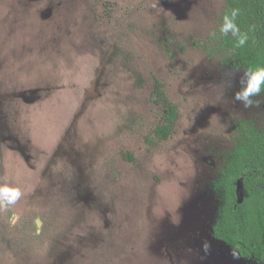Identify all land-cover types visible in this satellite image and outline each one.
I'll use <instances>...</instances> for the list:
<instances>
[{"label": "rangeland", "instance_id": "1", "mask_svg": "<svg viewBox=\"0 0 264 264\" xmlns=\"http://www.w3.org/2000/svg\"><path fill=\"white\" fill-rule=\"evenodd\" d=\"M227 4L0 0V182L24 193L0 264H264L213 236L234 128L264 132V94L219 87L243 69L209 35Z\"/></svg>", "mask_w": 264, "mask_h": 264}, {"label": "trees", "instance_id": "2", "mask_svg": "<svg viewBox=\"0 0 264 264\" xmlns=\"http://www.w3.org/2000/svg\"><path fill=\"white\" fill-rule=\"evenodd\" d=\"M239 8L237 23L248 31L249 40L236 48L229 37H220L222 50L230 53L233 62L247 69L264 66V0H228L226 10ZM249 29H251L249 31ZM159 84V82L157 81ZM264 94V92H262ZM165 125L158 126L157 135L169 137L176 116L174 110L163 113ZM234 149L224 160L213 189L219 199L214 238L227 243L247 260L264 261V132L254 123L243 121L235 126ZM245 186V198L239 203L237 187Z\"/></svg>", "mask_w": 264, "mask_h": 264}, {"label": "clouds", "instance_id": "3", "mask_svg": "<svg viewBox=\"0 0 264 264\" xmlns=\"http://www.w3.org/2000/svg\"><path fill=\"white\" fill-rule=\"evenodd\" d=\"M241 15L239 8H230L222 15L221 23L219 25V36L229 37L234 40L236 48H243L248 40V31H242L237 23L238 17ZM251 29H249L250 31ZM212 38H217V32L213 31L209 34ZM242 72L239 76V90L234 94V101L241 104L244 109L254 107L257 101L254 99L264 92V66L248 67L247 69H234L228 78L222 81L219 86L224 88H231L234 86L235 77ZM24 195L20 187L10 185L6 179L0 182V212L7 211ZM9 223L15 227L21 223V216L13 212L10 216ZM33 227L35 228V235H40L44 228V220L40 216H36L33 220ZM209 245L205 243L204 250L207 252ZM234 255V258H238Z\"/></svg>", "mask_w": 264, "mask_h": 264}, {"label": "water", "instance_id": "4", "mask_svg": "<svg viewBox=\"0 0 264 264\" xmlns=\"http://www.w3.org/2000/svg\"><path fill=\"white\" fill-rule=\"evenodd\" d=\"M237 195H238L239 203H243L245 198V186L243 181H240L238 184Z\"/></svg>", "mask_w": 264, "mask_h": 264}]
</instances>
